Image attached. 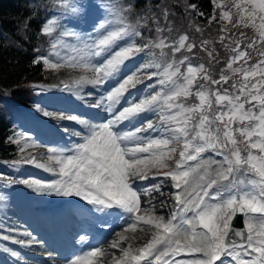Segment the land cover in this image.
I'll list each match as a JSON object with an SVG mask.
<instances>
[{"label":"snow or ice","instance_id":"snow-or-ice-1","mask_svg":"<svg viewBox=\"0 0 264 264\" xmlns=\"http://www.w3.org/2000/svg\"><path fill=\"white\" fill-rule=\"evenodd\" d=\"M212 3L222 9L216 0ZM132 7L129 4L122 11L130 12ZM233 7L237 10L235 22L231 11L222 10L219 19L227 20L232 28L251 25L259 35L247 40L244 32L238 37L235 33L220 35L223 46L229 48V41L232 47L219 78H214L211 71L213 62L219 63V59L215 50L207 47V39L197 44L185 33L169 41L160 35L166 21L161 27L157 17L144 20L145 26L149 21L155 26L156 38L141 44L135 40L142 36L140 21L132 26L125 23L123 15L117 21L98 18L90 32L62 33L79 43L73 48L78 55L66 63L92 73L91 77L81 76L77 85L99 86L116 80L106 94L89 105H105L110 118L93 124L78 115L37 105L36 110L44 117L83 126L86 134L64 129L83 142L75 145L72 155H66L65 149L47 148L46 160L50 163L40 162L31 152L10 163L32 164L62 177L51 183L28 179L19 183L49 195L80 197L95 210L124 219L126 227L110 245L121 251L119 257H113V264H264V50L256 52L260 59L253 64H249L253 56L248 51L255 49L258 41L264 45V0H239ZM188 8L204 16L197 4L190 3ZM162 16H168L166 10ZM216 20V15H209V24ZM57 25V20H48L41 31L51 36ZM195 31L201 32V27L197 25ZM220 31L226 33L228 29L222 26ZM121 41L124 43L117 47ZM165 49L172 54L193 55L197 49L206 53L208 66L194 65L189 55L179 60L170 58ZM145 51L154 59L121 77L125 62ZM33 63L50 69L63 66L45 56H37ZM154 77L155 83H145ZM141 84L144 88L139 89V95H132L130 90ZM33 87L48 90L43 85ZM65 90L71 88L65 84ZM190 97L195 101L189 102ZM122 100L124 106L118 110ZM146 113L155 119L145 117L127 131L120 127ZM9 142L18 145L22 154L39 147L24 134H17ZM0 179L8 177L0 175ZM157 209L167 210V220L157 215ZM238 214L245 229L234 226ZM138 228L142 233L147 230L150 238L135 249L131 244L121 247V242L128 239L126 233H135ZM20 235L28 239L13 235H2L0 239L22 246L36 242L28 231ZM4 251L20 259L18 252L10 248ZM101 254V249L95 248L68 264H85L86 259L92 264L88 257Z\"/></svg>","mask_w":264,"mask_h":264},{"label":"trees","instance_id":"trees-1","mask_svg":"<svg viewBox=\"0 0 264 264\" xmlns=\"http://www.w3.org/2000/svg\"><path fill=\"white\" fill-rule=\"evenodd\" d=\"M59 1L63 0H0V161H12L20 156L18 146L9 142L14 133V107L17 104L21 106L31 104L34 96L33 83L48 80L45 66L35 64L33 60L49 45V36L43 34L41 29L53 11L60 7ZM68 1L74 4L81 0ZM86 1H95L102 7H107L113 20H118L123 15L126 16L125 23L132 26H137V21H140L138 30L142 32V36L136 38L138 44L157 36L151 21L147 26L144 24V20L149 17L160 18L161 27H165L166 21L165 31L160 35L166 36L169 41L187 33L190 41L197 44L202 39H207L210 42L207 47L214 49L216 54L221 56L227 49L220 42V35H233L232 31L219 35L218 30L225 23L219 19L218 8L214 7L212 0ZM190 3L197 4L198 11L203 12L204 16L201 17L197 12L191 11L188 8ZM129 4L133 5L131 11L123 12L122 10ZM165 10L168 13L166 18L162 16ZM210 14L217 16V20L211 24L208 23ZM197 25L201 27V32L195 31ZM237 30L245 33V40L250 38L248 28ZM235 36L238 37L239 34ZM241 46L243 47V44ZM248 51L252 55V49ZM165 52L168 53V57L177 60L182 59L183 55H189L191 61H199L208 66L206 53L197 49L193 50L196 56L184 52L172 54L168 49H165ZM254 61L253 58L249 64H253ZM212 65L213 74L217 75L223 69L222 62H213Z\"/></svg>","mask_w":264,"mask_h":264},{"label":"rangeland","instance_id":"rangeland-1","mask_svg":"<svg viewBox=\"0 0 264 264\" xmlns=\"http://www.w3.org/2000/svg\"><path fill=\"white\" fill-rule=\"evenodd\" d=\"M239 2V0H216V3L222 5V9L218 8V14L220 16L221 11H231L233 14V22H235L236 19V9L233 7L234 3ZM58 5L60 6L59 8H63V9H69L71 12L73 8L78 9L77 12H73L71 13V17L72 18H79L80 17V10L79 7L77 6V4H73L72 2H69L68 0H63V1H59ZM93 8L94 13L93 15L89 18H85L83 19V23H74L71 21H68L66 18L62 17L61 15H55L50 17L48 20H52L55 19L58 21V25L55 28V31L52 33L51 36H49V45L40 52L39 56H45L47 57L52 63H60L63 66L59 69H50L48 67L45 66L46 70V75L48 77V84L43 85L46 89L50 88V91H43V92H47L46 94H44L43 96L40 94L38 95L37 98H35V102L33 103V106L31 108H28V110H26L25 112L21 113L18 112L14 113L13 118L15 119V121L18 120V125L20 128H16L17 131L15 132V134H13L12 139L17 138V134H24L25 136H29L32 138V140L39 146V147H35V148H29L25 151V153H20V155H27L29 152H32V154H34V151H39L40 154L39 156H37L38 160L43 163H50L46 160V156L48 155L47 152V148L49 147H54V148H61V149H65V154L66 155H72L74 154L71 150L74 149L75 145L77 143H82V139L79 138L77 140L73 139L70 140L69 142L65 143L60 139H53L51 137H49L48 139H44L42 134L40 132H33L30 129H27V126L29 127L30 124H34L32 122V118L29 115H34V116H38L39 118H44L46 119L47 117H44L39 111H36V106L39 105L41 107L47 108L49 111H56V112H64L65 114H69L72 115L76 112H65L64 109H56L58 108V106L62 105V106H69V101H70V97L69 95H66V91H64L65 89V84H67L70 88L73 87V85L78 86L75 82L81 77V76H87V77H91L92 73L82 67H71L66 63V60H70L73 56H77L78 54L76 52L73 51L74 47H79V43L76 41V39L72 36H65L62 35V33L64 31L67 30H74V31H78L81 33H85V32H90L92 30V26L93 24L97 21L98 18L100 17H105L108 19H112L111 18V11H108V8H102L100 7L99 4H94L91 5ZM90 7V5L88 6ZM104 11H101V10ZM110 10V9H109ZM47 20V22H48ZM113 20V19H112ZM113 21H117L116 19ZM225 24H222V26H226V28L228 29V31H232L235 34H239L240 31H238V28H243V26L237 27V28H232L231 24L227 21V20H222ZM46 22V23H47ZM259 23V19L257 17V24ZM118 26V25H117ZM221 26V27H222ZM250 31V38L249 39H255L258 37L259 33L256 31L255 28H253L251 25L248 27ZM220 29L218 30L219 35L223 34L222 32H220ZM137 38V37H136ZM135 38V40H136ZM137 41V40H136ZM124 42H118L117 47H119L121 44H123ZM137 43V42H136ZM56 45V47L54 48L53 45ZM258 50H264V45H261L259 43V41L257 42L256 48L252 49V56L255 59L254 63L260 59V57L256 54V52ZM97 60H99L100 58H96ZM150 60V59H148ZM147 60V61H148ZM146 61V62H147ZM96 62V61H93ZM227 63V62H226ZM225 63V65H226ZM140 65V63H138ZM137 64V65H138ZM198 64V63H197ZM127 66H125L121 73L120 76L123 77L125 75H127L132 69L136 68L137 65H128V63L126 64ZM195 65V64H194ZM224 65V67H225ZM237 65H233V67H236ZM151 71V70H150ZM239 78V77H237ZM155 80L152 81H147L145 83H155ZM116 84V80H109L107 83H105L104 85H99L97 87H91V88H95L93 91H88V87H85L86 85H88L87 83H83V84H79L83 85L82 88L78 87V91L77 90H72V92H75L77 95H79V93H86V91H88V93H92L94 94L95 97V101L97 102L102 95L106 94V92L112 88L114 85ZM38 85H42V84H38ZM91 85V84H89ZM144 88V85L141 84L137 89H134V91L131 92L132 95L138 96L139 95V89ZM37 90V88H36ZM85 92H84V91ZM38 91V90H37ZM69 91L71 94L72 92ZM131 91V90H130ZM148 89H145V93H147ZM39 92V91H38ZM40 93V92H39ZM128 96V94H125V97ZM66 97V98H65ZM98 97V98H97ZM78 100H81L80 98H76L75 100L72 101L74 104H78ZM86 102L89 101V99H85ZM103 108L105 111H107L106 106L103 105ZM247 107V105H246ZM6 108V107H5ZM121 107H119V105L117 106V109L119 110ZM31 112V113H30ZM34 113V114H33ZM108 111H107V117H103V118H99L98 123L104 122L107 118H110V114L108 115ZM79 115V113H78ZM146 117L149 119H155V116L151 113H146V114H141V116L134 120L132 123H129L127 121L124 122V124H122L120 127L127 131L133 128L134 125H138L139 123H141L142 119ZM49 118V117H48ZM53 119V118H51ZM140 121V122H139ZM76 128V127H73ZM84 128V127H83ZM82 134H86V130L85 131H81ZM255 139V138H254ZM18 146V145H17ZM243 147V145H242ZM19 149V146H18ZM169 164H174V161H168ZM9 167L11 169H13L15 172L18 171L20 172V175H18V177L20 179L16 180L17 182L14 183V186L12 187L11 191V195H7L5 193H3L2 191H0V205L2 206H6L9 209L19 212L21 214H23V216L30 218L32 216L31 211L29 210L30 206L28 205V202H26L27 198H33L34 200L36 199L37 202L41 203L40 205H50V206H55L56 204H58L59 202H65L66 204H77L78 207L81 209V206L83 207L82 204H85L84 202H80V199H69L66 201H63V199H65L64 196H58L55 194H47L46 192L41 193L36 191L33 187H29L26 184L23 183H19L18 181L21 180H31L32 176H35V179L32 180H37V181H41L44 183H51L53 181L56 180H60L62 179L61 176H59L56 173H52V172H48L46 170H43L41 168L36 167L35 165L32 164H20V165H12V164H8ZM3 169L0 166V170ZM4 170V169H3ZM7 171V170H6ZM14 176V175H13ZM142 183H148V182H142ZM18 187H20L22 190H19ZM22 196H21V195ZM19 197V198H17ZM82 199V198H81ZM143 203V202H142ZM86 205H89L88 203H86ZM143 206V204H142ZM3 208V207H2ZM0 208V209H2ZM90 210H92L94 212V219H92V221H80L77 225L78 229H79V237L72 239L71 241L67 240H62L61 242L64 244V247H68L67 248V254L71 255L72 250L74 245H76L77 243H79L80 237H86L88 236V230L91 231L93 233V229H95L96 227H98V225H100V227H109V225H102L101 222L103 220H115L117 219V215L115 214H107L106 212H100L95 210V208L92 205H89ZM83 210V209H82ZM84 212H86V206L84 207ZM157 215H164L165 219L167 220L168 218V212L166 209H157ZM8 216L12 217L13 215L10 213L8 214ZM119 219V218H118ZM2 225L0 224V227ZM5 228V230L12 228L8 225H4L3 226ZM1 227V228H3ZM126 227V225H124L122 228H120L119 230L116 231V235L117 233H120L124 228ZM18 229V228H17ZM5 230H0V236L2 235H13L16 236V238L18 237V234H11L8 231ZM139 228L137 229V231L135 233H132L131 231L127 232L126 235L128 236V238L130 239V237L134 238L135 236H138L139 232ZM15 233V232H12ZM114 235L113 240L111 239L110 241L113 242L114 240L118 239V237ZM147 238V236H146ZM20 239V238H19ZM130 240H134V239H130ZM138 243H136L135 241H132L131 245L133 247V249L140 247L139 244H141L140 239H136ZM10 241H4L2 239H0V248L1 249H5V248H10ZM12 243V241H11ZM73 243V244H71ZM121 244H124V242H121ZM72 246V248H71ZM125 248L128 246L126 244L123 245ZM65 248V249H66ZM70 248V250H69ZM11 249V248H10ZM12 251L18 252L19 253V249H11ZM6 252V251H5ZM87 253L82 254V257L86 256ZM94 259L95 257H88V259ZM97 259V258H96ZM87 261V259L85 260V262ZM87 263V262H86ZM85 263V264H86ZM0 264L2 263V258H0ZM94 264H98L96 263V260L94 261Z\"/></svg>","mask_w":264,"mask_h":264},{"label":"bare ground","instance_id":"bare-ground-1","mask_svg":"<svg viewBox=\"0 0 264 264\" xmlns=\"http://www.w3.org/2000/svg\"><path fill=\"white\" fill-rule=\"evenodd\" d=\"M78 87L82 88L83 85H82V87H81V85H78V86L73 85V87L71 89L72 90L74 89V90L78 91ZM85 87H88V90H89V89H91V87H97V86L88 84ZM37 90L40 92V94L42 96L46 93V92L41 91L39 88H37ZM64 91H66V90L64 89ZM132 91H134V89L131 90V92ZM65 93H66V95H70V96H72L74 98L75 97L76 98L84 97V100H83L84 102L86 101L85 99H89V101L86 102L88 106L91 105V104H94L93 103V99H90L89 97H87L85 95V93H81V94L79 93V95H77L75 92H72V94H71L69 91H66ZM125 98H127V96ZM123 105H124V101L122 100L121 106H123ZM56 109H59V108H56ZM75 110L76 111H80V112H78L79 115H83V113H82L83 110L81 112V109H78L76 107H75ZM66 111L71 112V113L72 112H76V111H71L70 108H68ZM78 113L77 114H73V115H78ZM53 120H55V119H53ZM63 121L65 122L67 120H63ZM63 121H59L58 123H63ZM39 154H40L39 151H36V150L34 151V155L39 156ZM69 208H71V207H69ZM7 211H8V209L6 207H3L2 209H0V215H2L4 217V221H1L2 225L8 224L9 226H12L13 228H18V227L27 228V225L21 220V218H24V216L21 213H19V212H16V214L12 213V214H14V216L10 217V216L7 215ZM71 222L73 223L74 221L71 220ZM121 225H125V222L123 221ZM118 227L120 228L122 226H118ZM16 230L17 231L15 233H11V234H15V235L18 234L17 236H19L20 239H25L26 240V237L20 235V233H23L24 231H27V230H23V229H20V228L16 229ZM76 232H77V230L74 228L71 231H67L65 233V235L68 238L70 234L76 233ZM139 232L140 233L138 234V236H135L134 238L130 237V239H134V240H130L128 238L127 240L122 241V242H124V244H126V245H129V244L132 243V241L136 242L137 241L136 239H138V240L140 239V241L142 240L141 244H139V246L141 247L143 245V243H145L150 238V233L147 232V230L144 233H142L141 231H139ZM114 235L115 234L112 231H110V232H108L107 234L104 235V238H102L100 240H97L96 241L97 243L91 244V248L94 247V246H100V249L102 251L101 255L96 256L94 259L91 258L92 264H94L95 260H96V263H98V264H113V257H119L121 255V251H120L119 248H111L110 247V245L112 243L110 240H111V238L113 240ZM146 236H147V238H146ZM40 238H41V240L36 239V242H34L32 244H29V245H23V246L19 245V244H15L13 242L12 243L10 242L9 244H11V245L9 247L11 249L12 248L21 249L22 252L27 257L31 258V261L29 262V261H21L19 259H14V261L12 260L11 262H8L7 264H62L61 261H60L61 258H62V250H60L59 247L54 246L50 242L49 236L46 233H42V236H40ZM45 239H46V241H45ZM138 242H136V243H138ZM48 244H49V246H48V248H46ZM71 244H73V243H71ZM124 244H121V247H124L123 246ZM67 248H66V251H67ZM71 248H72V246H71ZM32 249L38 250V252L37 251L36 252H32L31 251ZM43 250L52 251V252H50V253L49 252H43ZM69 250H70V248H69ZM2 254H4L5 256H10L8 254V252H5V251H3ZM141 264H144V262L141 261Z\"/></svg>","mask_w":264,"mask_h":264},{"label":"water","instance_id":"water-1","mask_svg":"<svg viewBox=\"0 0 264 264\" xmlns=\"http://www.w3.org/2000/svg\"><path fill=\"white\" fill-rule=\"evenodd\" d=\"M234 226L237 228L245 229V225L243 224L242 217L238 214L237 217L234 219Z\"/></svg>","mask_w":264,"mask_h":264}]
</instances>
